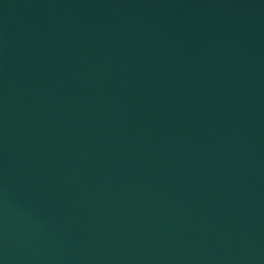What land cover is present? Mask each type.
<instances>
[{
  "label": "water",
  "instance_id": "water-1",
  "mask_svg": "<svg viewBox=\"0 0 264 264\" xmlns=\"http://www.w3.org/2000/svg\"><path fill=\"white\" fill-rule=\"evenodd\" d=\"M0 264H264V0H0Z\"/></svg>",
  "mask_w": 264,
  "mask_h": 264
}]
</instances>
